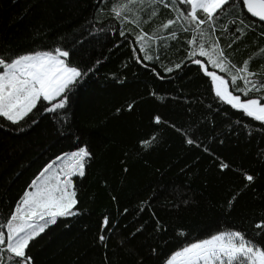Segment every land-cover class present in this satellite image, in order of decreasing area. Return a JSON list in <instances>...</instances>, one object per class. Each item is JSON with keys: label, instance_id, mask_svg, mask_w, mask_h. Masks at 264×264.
Listing matches in <instances>:
<instances>
[{"label": "trees", "instance_id": "trees-1", "mask_svg": "<svg viewBox=\"0 0 264 264\" xmlns=\"http://www.w3.org/2000/svg\"><path fill=\"white\" fill-rule=\"evenodd\" d=\"M116 2L0 0V53L60 47L86 73L64 109L38 104L19 124L0 118V224L50 162L86 146L85 175L73 178L77 214L58 218L30 242L33 264H166L184 245L225 231L264 247V229L256 227L264 222V123L215 96L210 77L188 59L192 33L181 30L182 19L162 29L176 19L177 6L134 5L148 21L137 27L129 22L134 14L114 17ZM141 29L164 38L153 42L152 61L135 58ZM215 29L210 39L218 38L228 61L242 67L249 60L251 79L264 81V24L239 3ZM172 31L177 38L167 39ZM104 217L110 223L102 232Z\"/></svg>", "mask_w": 264, "mask_h": 264}, {"label": "snow or ice", "instance_id": "snow-or-ice-1", "mask_svg": "<svg viewBox=\"0 0 264 264\" xmlns=\"http://www.w3.org/2000/svg\"><path fill=\"white\" fill-rule=\"evenodd\" d=\"M239 3H242L252 16L264 21V0H117L111 12L115 18L124 17L125 20L129 19L128 14H134V18L129 22L139 27L142 22L148 21L134 12V5L177 6L176 19L165 22L161 26L162 29L167 30L182 19L187 27L182 25L181 30L192 33L191 39L188 40L191 47L187 54L188 59L199 65L204 74L210 77L215 96L221 103H226L246 116L264 123V95L250 96L251 93L264 92V81L251 79L256 73L249 70V60H245L242 67L231 64L218 38L216 41L210 39L209 30L211 33L215 32L216 21L230 8L238 9ZM180 5L190 7L180 8ZM140 10L143 11V7ZM198 12L203 18L198 16ZM156 15L157 10L153 8L149 19ZM233 23L235 24V21ZM205 24L208 29L202 27ZM241 31L240 27H236V32ZM119 34L126 35L124 31ZM176 38L175 31L167 37ZM158 39L164 38L156 32L145 33L143 29L135 35L133 43L138 47H134L133 52L138 62L154 59L150 50L153 42ZM260 52L264 53V49ZM206 65L218 69L220 73H226L230 79L218 75L217 71H210ZM180 67V64L176 65V68ZM166 71L172 72L173 69L167 68ZM84 75L85 72L71 65L70 53L60 47L54 51H37L16 57L0 53V118L11 124H19L37 109L38 104L48 105L45 107L47 112L64 109L68 102V93ZM238 81L243 82L242 87L237 86ZM234 92L249 98L242 100L241 95ZM155 122L160 123V118L156 117ZM154 139L155 137L152 138ZM152 140L142 143L148 146ZM187 143L191 144L193 141L188 139ZM90 156L86 146L79 147L76 151L57 157L32 180L30 190L23 193L10 218L0 224V264H3L2 254L5 252L8 254L7 264H33L32 258L27 255L30 242L44 233L50 225L55 224L58 218L77 214L75 206L78 201L73 177L85 175V165ZM64 161L68 163L63 164ZM221 167L227 168L228 165L221 164ZM245 179L251 182L253 177L246 175ZM109 223L108 217H104L102 232L108 228ZM256 227L264 229V222ZM5 228L6 231L3 230ZM99 238L101 241L106 239L104 235ZM166 264H264V247L248 240L239 231H225L184 245L171 254Z\"/></svg>", "mask_w": 264, "mask_h": 264}, {"label": "water", "instance_id": "water-1", "mask_svg": "<svg viewBox=\"0 0 264 264\" xmlns=\"http://www.w3.org/2000/svg\"><path fill=\"white\" fill-rule=\"evenodd\" d=\"M246 9V8H245ZM246 11H247V9H246ZM250 15H251V13H249ZM252 16V15H251ZM255 20H257L258 22H260L261 24H264V21H260L259 20V18H257V17H254V16H252Z\"/></svg>", "mask_w": 264, "mask_h": 264}, {"label": "rangeland", "instance_id": "rangeland-1", "mask_svg": "<svg viewBox=\"0 0 264 264\" xmlns=\"http://www.w3.org/2000/svg\"><path fill=\"white\" fill-rule=\"evenodd\" d=\"M67 163H68V161H64V162H63V164H67ZM62 166H63V165H62ZM73 178H74V177H73Z\"/></svg>", "mask_w": 264, "mask_h": 264}]
</instances>
